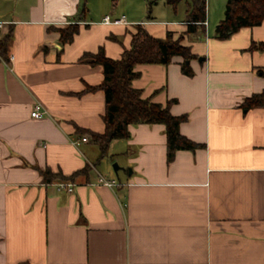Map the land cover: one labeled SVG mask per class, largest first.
<instances>
[{"label": "crops", "instance_id": "crops-1", "mask_svg": "<svg viewBox=\"0 0 264 264\" xmlns=\"http://www.w3.org/2000/svg\"><path fill=\"white\" fill-rule=\"evenodd\" d=\"M221 4L188 35L191 0H0V42L12 35L0 55V264H264V108L243 107L264 92V52L249 50L264 22L219 40ZM138 25L185 35L197 56L192 76L177 57L139 65L132 81L155 103L174 100L181 134L203 145L172 161L161 124L130 126L105 154L91 135L105 131L104 70L83 57L119 60ZM70 26L79 32L63 44ZM46 170L72 179L47 182Z\"/></svg>", "mask_w": 264, "mask_h": 264}, {"label": "trees", "instance_id": "trees-1", "mask_svg": "<svg viewBox=\"0 0 264 264\" xmlns=\"http://www.w3.org/2000/svg\"><path fill=\"white\" fill-rule=\"evenodd\" d=\"M180 0H168L175 5ZM207 21V0H191L185 34H196L204 30ZM264 22V0H228L224 18L216 28V37L227 40L243 28H252ZM63 44L71 43L79 32L78 26H70L59 31ZM12 35L9 33L0 42V55H4ZM185 35L174 38L168 33L165 39L152 36L146 28L138 25L133 34L131 48L123 52L119 60L108 58L103 50L97 54H86L85 59H91L92 65H100L104 70V81L100 87L105 93L106 112L104 115L105 131L102 134L91 133L92 138L99 144L103 154L108 150L113 140L130 137V126L139 124H161L166 127L168 159L172 161L177 151H196L203 148L181 134L180 126L187 120L186 116L172 115L170 108L175 102H168L166 106L155 103L151 98H144L141 90L132 86V81L138 77L136 68L139 65L168 66L174 58H182V71L187 76L193 75L190 61L197 58L190 47L183 45ZM250 51L264 52V43H252ZM189 62V63H188ZM264 77V70L260 71ZM96 88H87L94 91ZM245 110L264 108V92L255 94L245 100ZM45 181L61 179L71 180L62 174L54 175L50 170L42 172ZM73 177V176H72Z\"/></svg>", "mask_w": 264, "mask_h": 264}, {"label": "built area", "instance_id": "built-area-1", "mask_svg": "<svg viewBox=\"0 0 264 264\" xmlns=\"http://www.w3.org/2000/svg\"><path fill=\"white\" fill-rule=\"evenodd\" d=\"M104 23L108 25H119L124 23V20L122 19H116L112 20L110 16H106L104 19ZM47 112L43 110L42 106L40 104L35 105L33 111L31 112L32 118L35 119H41L44 116H46ZM87 138H83L81 141H76L74 144L79 145L81 142H87ZM99 184L105 185L107 187H114L117 185V182L115 180H107L103 177H100L98 180ZM59 190H67L68 192H73V186L69 184L61 183L58 186Z\"/></svg>", "mask_w": 264, "mask_h": 264}, {"label": "rangeland", "instance_id": "rangeland-1", "mask_svg": "<svg viewBox=\"0 0 264 264\" xmlns=\"http://www.w3.org/2000/svg\"><path fill=\"white\" fill-rule=\"evenodd\" d=\"M227 2H228V0H227ZM207 4H208V16H209V13H210L209 12L210 6L212 8V14H211L212 19H214V17H216L217 15L221 14V12H222L221 15H223V10H222L223 6L221 4V7H220V0H207ZM218 6L221 8V10H220V8H217ZM224 15H225V12H224ZM116 164L118 165V163H116Z\"/></svg>", "mask_w": 264, "mask_h": 264}, {"label": "water", "instance_id": "water-1", "mask_svg": "<svg viewBox=\"0 0 264 264\" xmlns=\"http://www.w3.org/2000/svg\"><path fill=\"white\" fill-rule=\"evenodd\" d=\"M199 60L202 61L203 58H200ZM188 63H189V62H188ZM114 168H115V171H118V169H119L117 165H115Z\"/></svg>", "mask_w": 264, "mask_h": 264}]
</instances>
